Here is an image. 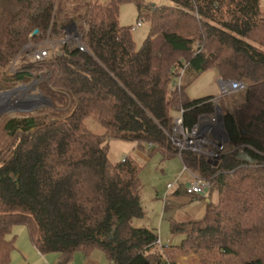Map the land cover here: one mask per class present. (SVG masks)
I'll return each instance as SVG.
<instances>
[{"label": "trees", "instance_id": "trees-1", "mask_svg": "<svg viewBox=\"0 0 264 264\" xmlns=\"http://www.w3.org/2000/svg\"><path fill=\"white\" fill-rule=\"evenodd\" d=\"M84 1L0 0V69L22 61L28 44L60 36L63 26L75 25L88 49H67L43 62L23 60L10 77L3 73L6 81L25 82L36 69L51 70L41 91L59 115L12 119L4 126L13 140L0 154V264L11 260L16 236L10 233L18 223L28 226L41 252L61 253L56 264L98 248L111 264H176L171 248L218 249L216 264H264L261 0H171L159 6ZM128 1L136 3L139 20L150 23L140 48L134 25L120 22V7ZM212 68L246 84L227 103L228 146L217 165L205 153L181 150L170 137L177 115L192 130L216 112V96L191 98L187 91ZM89 118L104 132L92 131ZM20 128L35 130L25 139L17 137ZM108 138L135 142L149 156H179L211 182L209 193L216 191L218 201L209 197L204 217L170 219L172 233L182 234L178 244H163L157 228L133 224L145 213L142 165L134 156L113 163ZM241 151L254 162L238 158Z\"/></svg>", "mask_w": 264, "mask_h": 264}, {"label": "rangeland", "instance_id": "rangeland-1", "mask_svg": "<svg viewBox=\"0 0 264 264\" xmlns=\"http://www.w3.org/2000/svg\"><path fill=\"white\" fill-rule=\"evenodd\" d=\"M74 0H70L72 2ZM90 0H85L88 2ZM149 5H169L171 0H143ZM260 8L264 12V0H261ZM139 11L134 1H128L120 7V22L125 26L135 25L139 20ZM142 19V26L138 29L133 30V38L140 48L145 41L149 31L150 23L148 20ZM72 28V27H70ZM73 29V28H72ZM70 29V30H72ZM52 40L47 38L46 40H40L36 43L32 42L25 47L22 52V59L18 64L10 66L8 69H0V154L3 153L7 144L13 140L9 132L5 131L4 126L12 119L23 121L25 118L34 117L42 121L54 120L59 114L53 109L55 106L50 97L46 96L41 91V85L48 81L51 76V70L48 68L36 69L33 72L34 76L28 81H17L9 82L3 79V73L10 77L15 73L16 68L19 69V64L25 61L35 62L28 55L29 51H32L35 44L46 47L45 42ZM13 64V63H12ZM8 70V71H7ZM218 72L212 68L207 70L200 76L190 87L188 88V94L191 98H199L202 94L200 88L201 83L206 84L205 86L213 89L219 80ZM219 86V85H218ZM205 87V88H206ZM7 91V92H6ZM239 92L233 93L229 96H216L219 101L216 103V112L210 116H203L201 122L207 128L201 132L200 144L195 146L199 152L208 155L209 159L214 162L220 153L228 146V135L224 127V114L228 101ZM5 100V101H4ZM29 103V104H18ZM57 109H63L61 104L56 105ZM53 109V110H52ZM57 110V111H58ZM178 116V115H177ZM176 116V117H177ZM89 128L96 133H103L104 128L93 118H89ZM218 130L220 135L225 139L224 142L219 138L214 139L212 142L208 138L209 130ZM35 128L28 131L19 129L17 135L18 138L29 137L30 133H33ZM219 141L218 144H216ZM106 142L109 144V158L113 163L121 162L124 158L129 156H138L136 143L132 141H125L121 139H107ZM216 142V143H215ZM223 145V148L220 146ZM186 146V144H184ZM187 149V148H184ZM143 152V153H141ZM141 156L137 158L139 163L142 165L140 173V180L142 183L141 201L146 211L144 216L136 217L133 220L136 226H148L155 227L158 229L160 234V241L163 244L169 245L178 244L182 239V234H173L171 231V225L168 220V216L163 218L164 211V200L169 191V184H176L179 181V176L183 170V162L179 157L175 158H164L161 152L154 153L152 156L146 154V150H141ZM209 179V178H208ZM16 236L15 248L11 253V260L8 264H48L57 262L60 259L61 253L59 252H41L33 243L29 228L26 224L18 223L15 224L10 233V237ZM171 257L176 261V264H216V260L219 256L218 249H206L193 251L191 249H178L171 248ZM91 256L97 257L99 264H110V260L107 258L105 252L102 249H95ZM86 255L77 251L69 264H85ZM208 260L207 262L205 261ZM212 262V263H211Z\"/></svg>", "mask_w": 264, "mask_h": 264}, {"label": "built area", "instance_id": "built-area-1", "mask_svg": "<svg viewBox=\"0 0 264 264\" xmlns=\"http://www.w3.org/2000/svg\"><path fill=\"white\" fill-rule=\"evenodd\" d=\"M142 26V21L138 20V22L133 26V30H136ZM72 27V28H70ZM62 28V34L58 37H53L52 40H47L45 42L46 47H43L41 45H36L35 48L32 51L28 52V55L31 57V59L35 62H43L46 59L53 58L55 55L62 54L67 49H71L74 47H79L81 51L88 50L85 44L82 42V35L80 34V31L77 29L75 25L70 26H63ZM72 29V30H70ZM29 45V44H28ZM27 45V46H28ZM218 85L220 89V96H229L233 93L242 91L246 88V84L237 79H226V78H219ZM218 97L214 98V102H218ZM18 104H29V103H17ZM202 118V117H201ZM207 127L202 124L201 119L199 123L192 129L189 130L186 128L183 124V118L181 115H178L175 118V126L173 128V132L170 134L171 139L173 140L174 144L178 146L181 150L184 148L191 149L193 151L199 152L195 146L196 144H200L199 140H204V137L201 138V132H203ZM208 138H210L211 142L219 138L222 142H224V138L220 135L218 130H209L208 132ZM217 142V143H216ZM215 143L218 144L219 141H216ZM186 144V146H184ZM152 144L149 145L151 147ZM224 146L221 145L220 148H223ZM125 160V158L123 159ZM183 172L187 173L189 175V181L187 185L185 186L186 193L189 195H205V190L207 188L210 189L211 182L200 175L193 172L191 169H189L187 166L184 165ZM174 185L169 184L168 188H172ZM48 264H56L48 263ZM111 264V263H110Z\"/></svg>", "mask_w": 264, "mask_h": 264}, {"label": "crops", "instance_id": "crops-1", "mask_svg": "<svg viewBox=\"0 0 264 264\" xmlns=\"http://www.w3.org/2000/svg\"><path fill=\"white\" fill-rule=\"evenodd\" d=\"M102 2H105L107 0H100ZM219 76V75H218ZM220 77V76H219ZM206 84L201 83L198 85L200 88L199 91H201L203 96H208V95H214L217 96L220 92L218 84L214 86L213 89L210 90L208 87L205 86ZM206 87V88H205ZM199 96V97H203ZM135 143V142H133ZM137 154L138 156H134L135 158H138L141 156V150L137 149ZM141 152V153H140ZM179 157V156H177ZM175 158V157H174ZM180 158V157H179ZM181 159V158H180ZM184 165V164H183ZM184 168V167H183ZM189 181V175L185 172H181L179 176V181L174 183L172 188H168L169 191L165 197L164 200V211H163V218L164 216H168V220L170 222L171 218L175 219H187V218H202L205 216L206 211H207V204L208 201L206 200L207 197L211 196V200L213 202L218 201V193L215 191L211 195L210 193H206V195H189L186 193L185 186L187 185ZM146 213V211H145ZM144 213V215H145ZM143 215V216H144ZM134 220V218H133ZM132 220V222H133ZM134 224V223H133ZM155 228V227H154ZM61 257V256H60ZM85 264H99L98 258L93 257L91 255L86 256L85 259Z\"/></svg>", "mask_w": 264, "mask_h": 264}, {"label": "water", "instance_id": "water-1", "mask_svg": "<svg viewBox=\"0 0 264 264\" xmlns=\"http://www.w3.org/2000/svg\"><path fill=\"white\" fill-rule=\"evenodd\" d=\"M32 134H33V133H30V134H29V137H27V138H30V137L32 136ZM219 158H220V157L218 156L214 162H212V161L209 159V162H210V163H213L214 165H217V164H218V161H219ZM238 158L243 159V160H245V161H247V162H254V160L252 159V157H251L248 153H246V152H244V151H241L240 153H238ZM208 192H209V188H207V189L205 190V195H206V193H208ZM206 200H207V201H210L209 197H207ZM113 237H114V230L109 234V236H108V240L113 239Z\"/></svg>", "mask_w": 264, "mask_h": 264}, {"label": "bare ground", "instance_id": "bare-ground-1", "mask_svg": "<svg viewBox=\"0 0 264 264\" xmlns=\"http://www.w3.org/2000/svg\"><path fill=\"white\" fill-rule=\"evenodd\" d=\"M7 92V91H6ZM5 101V100H4ZM21 102V101H20ZM20 102H18V103H20Z\"/></svg>", "mask_w": 264, "mask_h": 264}]
</instances>
